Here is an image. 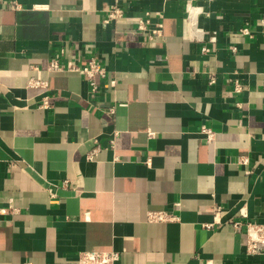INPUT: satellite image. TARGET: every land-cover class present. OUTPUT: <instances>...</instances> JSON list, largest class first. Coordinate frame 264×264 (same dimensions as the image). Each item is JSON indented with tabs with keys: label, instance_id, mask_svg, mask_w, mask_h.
<instances>
[{
	"label": "crops",
	"instance_id": "obj_1",
	"mask_svg": "<svg viewBox=\"0 0 264 264\" xmlns=\"http://www.w3.org/2000/svg\"><path fill=\"white\" fill-rule=\"evenodd\" d=\"M17 1H0V264H77L83 249L264 264L245 252V222H264V0ZM113 2L125 15L104 23ZM146 12L161 36L136 30ZM55 54L99 60L96 92L48 71ZM37 70L45 87L27 83ZM150 209L178 219L149 222Z\"/></svg>",
	"mask_w": 264,
	"mask_h": 264
},
{
	"label": "built area",
	"instance_id": "obj_2",
	"mask_svg": "<svg viewBox=\"0 0 264 264\" xmlns=\"http://www.w3.org/2000/svg\"><path fill=\"white\" fill-rule=\"evenodd\" d=\"M4 5L13 8H21V4L17 0H0ZM35 8L40 7L39 5H34ZM106 14L103 18L104 23H109L116 21L124 17V12L122 6L118 2H113L105 10ZM155 16H161L160 12H153ZM219 17V16H217ZM261 22H264V17L261 18ZM136 30L146 35L148 39H152L156 36H161L162 24L161 22H152L151 21V12H146L143 16L136 18ZM242 34H249V29L247 26H243L240 30ZM210 41L215 40V34L213 33L209 37ZM209 49L206 46H202V51H208ZM230 50L234 52L236 50L235 46H231ZM48 71L59 72V71H78L89 83L90 92H96L98 88V78H103L106 75V68L103 64L99 62L95 57H90L84 65H76L75 63L63 66L60 63L59 55L55 54L52 56L47 64ZM209 83L214 82V76L209 75ZM234 85L235 91L241 89V85L237 79L231 80ZM29 86L32 87H45L47 85L46 81L40 77V72L37 70L35 76L29 77L27 81ZM41 107H49V97L44 95L40 98ZM110 112H113V109H109ZM200 132L204 135L206 140L211 141L214 138V132L212 129L201 126ZM148 136H153V131L148 130ZM96 150V149H95ZM94 153V150L88 154V157ZM248 158L242 156L239 158L241 163H247ZM179 205V202H175L174 206ZM243 216H246L244 212H241ZM146 219L149 222H167L174 221L178 219V216L166 209H150L146 213ZM239 221L234 222V226H238ZM246 227V244L245 252L251 255L264 254V222H257L254 220H247L245 222ZM120 254L119 251L110 249V250H90L83 249L78 253L77 264H116L119 260Z\"/></svg>",
	"mask_w": 264,
	"mask_h": 264
}]
</instances>
